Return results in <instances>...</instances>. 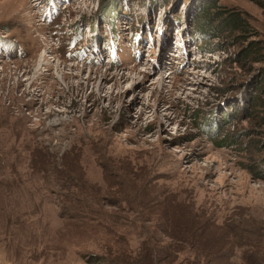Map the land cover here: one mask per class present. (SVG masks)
I'll list each match as a JSON object with an SVG mask.
<instances>
[{
  "label": "rangeland",
  "instance_id": "obj_1",
  "mask_svg": "<svg viewBox=\"0 0 264 264\" xmlns=\"http://www.w3.org/2000/svg\"><path fill=\"white\" fill-rule=\"evenodd\" d=\"M201 1L0 0V264L150 261L174 197L264 264V3Z\"/></svg>",
  "mask_w": 264,
  "mask_h": 264
},
{
  "label": "trees",
  "instance_id": "obj_2",
  "mask_svg": "<svg viewBox=\"0 0 264 264\" xmlns=\"http://www.w3.org/2000/svg\"><path fill=\"white\" fill-rule=\"evenodd\" d=\"M253 1L264 3V0ZM208 3H212L217 9H223L222 7H225L218 3V0H208ZM208 3L203 2L202 11L205 9L204 7L210 5ZM220 11H224L221 12L223 14L220 20L224 19L227 26L226 29L240 31L250 27L247 18L242 15V12L235 10ZM207 20L206 17L204 21L206 24L208 22ZM199 26H201V22ZM261 43L263 42L253 41L244 47L240 51V59L253 57V61H259L261 50L264 49ZM257 90H260L259 87ZM165 208L166 210L157 216L156 221L166 223L168 226L166 233L172 238V242L161 245L160 238L151 236L152 239L156 240L155 246L145 249L143 246V249H141L145 253L149 251L151 259L150 261H145L144 259L141 264H162V261L166 264H221L219 263L220 255L223 256L224 251L230 249L231 246L227 236L230 233L229 230L226 231L225 227L217 223V220V222L213 221L209 218V215L206 216V213L202 214L201 207H198L195 203L177 201L174 197V199L168 200ZM219 230L224 234V237L221 236L220 238L218 234ZM219 238L225 246L222 245V247H219ZM214 243L216 244L214 245ZM113 257H115L113 258L115 260L125 261L126 264H131L126 258L121 259L119 256ZM245 264L249 263L245 262Z\"/></svg>",
  "mask_w": 264,
  "mask_h": 264
},
{
  "label": "bare ground",
  "instance_id": "obj_3",
  "mask_svg": "<svg viewBox=\"0 0 264 264\" xmlns=\"http://www.w3.org/2000/svg\"><path fill=\"white\" fill-rule=\"evenodd\" d=\"M36 72H38V69H37V71ZM95 83H96V78L94 79V81H93V84L92 85H95ZM18 85H22L21 84V81L19 82V84ZM103 88H105V83H101V84H99V89L101 90V89H103ZM6 111H7V109H6ZM1 112V111H0Z\"/></svg>",
  "mask_w": 264,
  "mask_h": 264
}]
</instances>
